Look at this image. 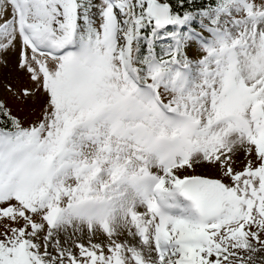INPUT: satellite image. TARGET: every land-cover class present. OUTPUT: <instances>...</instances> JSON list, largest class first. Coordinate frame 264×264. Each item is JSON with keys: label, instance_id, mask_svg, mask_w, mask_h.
Segmentation results:
<instances>
[{"label": "snow or ice", "instance_id": "1", "mask_svg": "<svg viewBox=\"0 0 264 264\" xmlns=\"http://www.w3.org/2000/svg\"><path fill=\"white\" fill-rule=\"evenodd\" d=\"M0 70V264H264V0H0Z\"/></svg>", "mask_w": 264, "mask_h": 264}, {"label": "rangeland", "instance_id": "2", "mask_svg": "<svg viewBox=\"0 0 264 264\" xmlns=\"http://www.w3.org/2000/svg\"><path fill=\"white\" fill-rule=\"evenodd\" d=\"M8 70H0V97L6 98L3 91V80L4 77L7 75ZM17 107L14 105V108Z\"/></svg>", "mask_w": 264, "mask_h": 264}, {"label": "trees", "instance_id": "3", "mask_svg": "<svg viewBox=\"0 0 264 264\" xmlns=\"http://www.w3.org/2000/svg\"><path fill=\"white\" fill-rule=\"evenodd\" d=\"M195 2L199 3V2H200V0H195Z\"/></svg>", "mask_w": 264, "mask_h": 264}]
</instances>
